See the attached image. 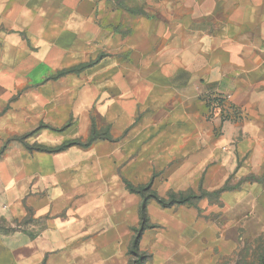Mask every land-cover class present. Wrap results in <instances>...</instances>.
<instances>
[{
	"label": "crops",
	"instance_id": "obj_1",
	"mask_svg": "<svg viewBox=\"0 0 264 264\" xmlns=\"http://www.w3.org/2000/svg\"><path fill=\"white\" fill-rule=\"evenodd\" d=\"M0 151V264H129L126 181L201 194L149 201L153 264H220L264 235V0H0Z\"/></svg>",
	"mask_w": 264,
	"mask_h": 264
},
{
	"label": "trees",
	"instance_id": "obj_2",
	"mask_svg": "<svg viewBox=\"0 0 264 264\" xmlns=\"http://www.w3.org/2000/svg\"><path fill=\"white\" fill-rule=\"evenodd\" d=\"M97 139H112V135L110 133L109 128L97 129L93 127L90 135L86 140L75 139L71 141H67L58 147H47L44 145L34 144V145H26L27 148L31 151L38 150L44 152H56L64 150L65 148L72 145H79L82 147H88L92 142ZM0 151V155H1ZM127 188L133 192L137 193L141 197V204L139 209L140 214V224L139 227L134 228V235L131 241V246L129 249V254L131 255V259L129 264H144L145 260L148 258L147 253L140 249V240L142 237V232L147 227H154L150 223L148 214H147V205L150 200H156L163 207H173V206H181V205H195V202L201 197V194H197L194 191L187 192H172L169 194L168 198L161 197L157 194L156 191L152 189L150 184L139 185L136 186L129 181H126ZM263 236V235H262ZM241 250V249H240ZM238 250L235 253H238ZM264 255L257 253L254 256L253 261L243 260V257L237 261V264H264Z\"/></svg>",
	"mask_w": 264,
	"mask_h": 264
},
{
	"label": "rangeland",
	"instance_id": "obj_3",
	"mask_svg": "<svg viewBox=\"0 0 264 264\" xmlns=\"http://www.w3.org/2000/svg\"><path fill=\"white\" fill-rule=\"evenodd\" d=\"M138 5L139 4H137L136 6L138 7ZM26 222L27 220H25V222H18L0 216V232L8 233L15 230V228L22 229L26 227ZM30 222H34L33 214L30 215ZM144 252L148 255V258L144 261V264H153L152 252L150 250ZM257 253L264 255V235L255 238H247V240L243 244V247L238 253H233L232 255L224 258L220 264H237V261L240 260L242 257L243 260L253 261V258L257 255Z\"/></svg>",
	"mask_w": 264,
	"mask_h": 264
}]
</instances>
